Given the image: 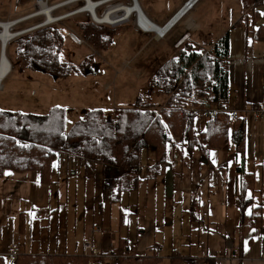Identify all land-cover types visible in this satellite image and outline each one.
I'll list each match as a JSON object with an SVG mask.
<instances>
[{"label":"crops","instance_id":"obj_1","mask_svg":"<svg viewBox=\"0 0 264 264\" xmlns=\"http://www.w3.org/2000/svg\"><path fill=\"white\" fill-rule=\"evenodd\" d=\"M198 1L192 3L166 35ZM249 2L220 0L227 9L231 8L227 17L229 23L223 29L228 33L227 111L244 118L243 170L253 175V187L246 191V196L264 207V116L260 113L264 110V40L250 37L249 31L256 24ZM256 11V23L264 24V0L257 3ZM241 15L243 19L232 25ZM215 19L211 16L212 21L208 23ZM185 25L194 28L197 21L190 16ZM154 36H150L153 41L162 40H155ZM201 36L195 32L188 40L196 51H200L197 45ZM182 44L179 39L170 42V57L177 56ZM204 122L203 117L195 118L194 129L201 131ZM175 142L178 149L170 150L168 172L165 166L160 175L143 179L145 170L142 169L136 189L121 194L120 201L125 197L128 205L137 206L138 213L129 222L131 228L135 227V241L130 245L126 243V253L149 254L156 242L154 232L168 228V246L158 247L156 254L160 260L156 264H264V232L256 227L242 237L240 254L232 250L237 244L239 179L235 169L238 159L232 147L210 149L204 161L196 147L187 151L184 142ZM152 160V150L144 149L141 164H151ZM110 172L112 168L66 153L53 157L49 183L42 182L37 171L4 170L0 175V253L18 243L22 252L28 254H84L82 244L91 239L96 248L93 256L99 263L113 264L111 250L115 249L117 236L110 234V204L101 199L100 193L101 181ZM150 184L154 186L153 191ZM165 184L170 192L163 191ZM156 187L162 191L161 196ZM192 191L197 199V222H189L184 214ZM175 204L181 205L177 212L173 209ZM250 209L248 206L245 211ZM261 217L264 224V212ZM172 256L180 259L171 262ZM7 262L3 260L4 264Z\"/></svg>","mask_w":264,"mask_h":264},{"label":"trees","instance_id":"obj_2","mask_svg":"<svg viewBox=\"0 0 264 264\" xmlns=\"http://www.w3.org/2000/svg\"><path fill=\"white\" fill-rule=\"evenodd\" d=\"M260 1L250 0L248 4L252 6V20L256 24L249 33L253 39L264 40V24L256 23V6ZM243 17L239 16L232 25L238 24ZM117 27L91 20L75 23L81 41L89 46L105 45ZM61 46L60 30L46 25L13 37L6 43L4 54L11 63L7 56L10 47L15 63L41 70L52 77L71 73L85 75L86 58L78 64L62 61L59 59ZM227 64V32L206 51H196L193 44L186 41L176 57L165 59L153 71L146 88L132 103L110 111L100 107L88 109L66 131L65 110L61 106H51L41 115L0 110V175L6 169L19 173L37 171L40 180L49 183L53 157L56 153H66L112 168V173L106 174L100 185L101 199L110 204L119 202L123 192L136 189L142 169L145 170L143 179L160 175L170 163V150L178 149L176 140L184 142L187 151L196 147L200 159H207L210 149L231 146L237 155L235 169L239 174L237 244L232 250L240 254L242 237L250 228L264 232L261 217L264 207L254 204L253 199L246 196V191L253 187V175L243 170L244 118L231 119L226 110ZM11 69L12 66L6 75ZM160 93L165 95L163 103L154 109L153 100ZM212 107L218 109L213 119L195 114L196 108L207 111ZM197 117L205 119L201 131L193 127ZM146 148L152 150L153 160L144 166L140 157ZM248 206L251 209L246 212ZM188 213L191 220L198 219L195 198L189 201ZM119 222L123 223L122 220ZM157 249V246H151L149 254H129L126 253L125 238L117 237L115 249L111 250L113 264H156L160 260ZM176 258L170 257L171 262L178 261ZM4 259L7 264H100L97 257L85 254L22 252L12 260L1 256L0 264H4Z\"/></svg>","mask_w":264,"mask_h":264},{"label":"rangeland","instance_id":"obj_3","mask_svg":"<svg viewBox=\"0 0 264 264\" xmlns=\"http://www.w3.org/2000/svg\"><path fill=\"white\" fill-rule=\"evenodd\" d=\"M59 1L62 0H48V3ZM124 1L127 4L129 3V0ZM185 1L137 0L144 15L159 26L163 25L164 21ZM77 5L72 4L71 6L59 8L53 14L64 12ZM35 9L36 7L32 0H20L19 3H16V0H0V21L23 17ZM230 9H227L226 5L221 4L220 0H199L164 39H162L163 37L156 38L154 33L143 34L138 31L134 26L133 15H131L128 22L123 25H117L118 27L110 34L107 43L103 46H89L84 41L77 44L69 36V33H71L76 39L81 41L75 29V23L90 21L86 13L63 18L51 24V26H55L62 33L59 59L78 64L86 58L88 67H85V75L71 73L64 77H52L41 70L31 69L26 66L21 67L13 61V50L9 47L7 56L10 59L12 69L0 82V110L41 115L51 106H61L65 110L64 131H66L71 123L80 118L88 109L100 107L105 111H110L113 108L127 106L146 88L150 76L160 63L172 55V49L169 46L171 41L179 39L182 44L183 41H188L193 37L196 32L197 34H202L200 41H198L197 49L200 51L205 48L206 50L209 49L210 46L204 44L213 43L219 33L226 27V23H229L227 17ZM211 10L212 12L210 13ZM102 11L103 7L97 8L95 10L96 16L99 17ZM209 13L213 18H216L210 24L208 22L212 20L211 16H208ZM190 16L197 21V25L194 28H186L185 23L188 22ZM41 21V16L31 17L19 22L9 30L11 32L19 31L20 29H28L30 31L32 30L29 29L30 27ZM150 36H154L155 40H162L156 42ZM164 96L161 93L155 96L153 100L154 109H158L161 106ZM203 160L207 161L206 159ZM168 170L169 167L166 166L165 171L168 172ZM165 187L166 184L163 191L168 190L170 192V189ZM150 189L154 190L153 184H150ZM156 191L161 196L162 191L159 190V187H156ZM151 196L148 195V197ZM194 196L195 191L190 192V199L194 198ZM180 206V204H175L173 207L174 211L177 212ZM187 208H189V205ZM185 210L187 211L184 214H187L189 222L199 221L190 219L186 205ZM119 211H121V215H119ZM136 211L137 206L128 205L125 197H122L119 202L110 203V234L127 238L125 245L126 243L130 245L135 241V227L132 226L131 228L129 222L131 223L134 220L133 218L137 216L138 213ZM120 220L123 223H120ZM167 229L162 232H154L155 247L165 249L168 246ZM132 238L133 240L128 243V240ZM158 242L159 244L161 243L160 246Z\"/></svg>","mask_w":264,"mask_h":264},{"label":"built area","instance_id":"obj_4","mask_svg":"<svg viewBox=\"0 0 264 264\" xmlns=\"http://www.w3.org/2000/svg\"><path fill=\"white\" fill-rule=\"evenodd\" d=\"M36 9L34 11H32L31 13L17 18V19H12V20H6V21H0V22H7L8 24H10L8 26V30L15 26L16 24H18L21 21L27 20L31 17H37V16H41L42 17V21L35 24L34 26L30 27L29 29H35L41 26H46V25H51L63 18L66 17H70L73 15H77L80 13H86L89 17V19L97 24H107L109 26H117V25H123L126 22H128L129 18L131 15H133L134 18V26L137 30H139L140 32L143 33H150L148 30H146L144 27H142L139 24V18L138 15L136 13L135 10H130L128 12V14H124L125 9H127L128 7L132 6L136 0H129V3L127 4L124 0H62L56 3H48V0H32ZM91 2L93 4L92 7V11L94 16H96L95 14V10L97 8L103 7V11L101 13V15L99 17H103L105 15H108L110 18V21H106V22H98L96 21L93 17H92V13L89 9L84 8L86 4H88V2ZM195 0H191L190 3L184 4L183 6H181L175 13L174 15L169 18L165 23H163L162 27H164L165 25L168 24L167 29L169 30L185 13L186 11L190 8V6L192 5V3ZM137 2V1H136ZM16 3H19L18 0H16ZM72 4H78L77 6L68 9L64 12L61 13H56L53 14V12L57 11L59 8H64L67 6H71ZM184 8V9H183ZM182 10V12H180ZM180 14L176 17L175 20H173V22L170 24V20L177 14ZM46 13L50 14L52 16V20L50 22H45L46 21ZM120 15L117 16L116 15ZM97 17V16H96ZM21 30V29H20ZM19 30V31H20ZM23 31H28V29H22ZM166 30L165 33L163 32L162 34H157V36H155L156 38H162L164 37V35L166 34V32L168 31ZM10 31V30H9ZM18 31H14L13 33H17ZM69 36L73 39V41H75L77 44H80L82 41L76 39L73 34L69 33ZM15 37V36H13ZM12 37V38H13ZM194 101V99L192 100ZM218 109L212 107L209 108L207 111H204L203 109H195V114L197 116L199 115H205L207 116L209 119H213L216 112ZM227 110V107H226ZM204 112H206V114H204ZM261 115L263 114L264 116V110H262ZM229 118L234 119L235 115L234 113H230L229 114ZM82 249L84 254H94L96 252V248L94 247V245L92 244V240L91 239H86L83 244H82ZM22 253V250L20 249V246L18 244H12L9 247L6 248V250L3 253H0V256H4L6 257L8 260H12L13 258H15L18 254Z\"/></svg>","mask_w":264,"mask_h":264},{"label":"bare ground","instance_id":"obj_5","mask_svg":"<svg viewBox=\"0 0 264 264\" xmlns=\"http://www.w3.org/2000/svg\"><path fill=\"white\" fill-rule=\"evenodd\" d=\"M137 1V0H136ZM135 1V3L132 5V6H130V7H128L127 9H125V12H124V14L126 13V14H128V12L130 11V10H135L136 11V13H137V15H138V18H139V24L142 26V27H144L146 30H148L149 32H151V33H154V35L155 36H157L158 37V35L157 34H162L163 32L165 33V31L166 30H168L167 29V27H168V24L167 25H165L164 27H162V25L161 26H159V25H156V24H154L152 21H150L145 15H144V13L141 11V9H140V7H139V5H138V2H136ZM190 3V2H189ZM92 7H93V4L89 1L88 2V4H86L85 5V7L84 8H87V9H89L90 11H91V13H92V17L96 20V21H98V22H106V21H110V18L111 17H109L108 15H105V16H103V17H96V16H94V14H93V11H92ZM184 9V8H183ZM183 9H181V11L180 12H182V10ZM180 12L179 13H177L171 20H170V24L173 22V20H175L176 19V17L180 14ZM174 15V14H173ZM172 15V16H173ZM117 16H120L119 14L118 15H116V17ZM171 16V17H172ZM170 17V18H171ZM53 18H52V16L50 15V14H48V13H46V21L45 22H50L51 20H52ZM10 24H8L7 22H0V43H1V45L2 46H4V48H5V46H6V43L13 37V36H15V34L16 33H13V32H11V31H9L8 30V26H9ZM171 29V28H170ZM166 35V34H165ZM10 64L11 63H9V61L7 60V58H6V56H5V54L4 53H0V79H1V77L3 76H6V74H7V72H8V70L10 69Z\"/></svg>","mask_w":264,"mask_h":264},{"label":"water","instance_id":"obj_6","mask_svg":"<svg viewBox=\"0 0 264 264\" xmlns=\"http://www.w3.org/2000/svg\"><path fill=\"white\" fill-rule=\"evenodd\" d=\"M191 0H187V3H189ZM24 32H26V31H23V30H20V31H18L16 34H15V36H17V35H20V34H22V33H24ZM4 50H5V48H4V46H2L1 45V43H0V53H4ZM9 71V70H8ZM3 78V76L1 77V79ZM0 79V80H1Z\"/></svg>","mask_w":264,"mask_h":264}]
</instances>
